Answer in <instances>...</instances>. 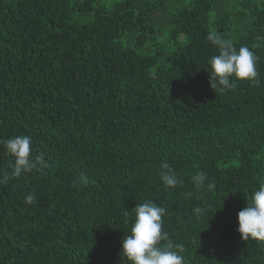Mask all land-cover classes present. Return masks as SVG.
<instances>
[{"label": "trees", "instance_id": "1", "mask_svg": "<svg viewBox=\"0 0 264 264\" xmlns=\"http://www.w3.org/2000/svg\"><path fill=\"white\" fill-rule=\"evenodd\" d=\"M212 32L254 52L258 83L209 86ZM19 135L43 172L12 175L2 142ZM5 173L0 264H129L121 242L149 200L185 264H264V242L237 232L264 185V0H0Z\"/></svg>", "mask_w": 264, "mask_h": 264}, {"label": "clouds", "instance_id": "2", "mask_svg": "<svg viewBox=\"0 0 264 264\" xmlns=\"http://www.w3.org/2000/svg\"><path fill=\"white\" fill-rule=\"evenodd\" d=\"M210 44L217 48L218 54L211 57L209 64V86L213 90L224 93L235 87V80L258 83L257 57L246 46L239 50L229 39L212 32L207 35ZM235 77V80L231 79ZM215 92V91H214ZM6 153L13 157L12 175L20 177L22 174L31 173L34 170L43 172L47 168V161L43 154L33 155L31 138L29 136H14L2 142ZM158 176L162 184L167 188H175L181 184L176 171L168 162H162L158 169ZM9 176L5 173L0 179V184L6 183ZM197 190H209L215 187L208 182V176L203 172H197L191 177ZM81 182H86L82 177ZM189 197L193 193L187 194ZM27 204H33L35 197L29 194ZM134 222L131 234L122 239V254L129 264H185L183 245H174L169 234L164 231L163 217L166 209L154 201H145L137 204L134 209ZM200 213L201 209H194ZM128 223V212L124 213ZM238 228L242 240L249 239L264 242V185L254 191L246 206L237 214Z\"/></svg>", "mask_w": 264, "mask_h": 264}]
</instances>
